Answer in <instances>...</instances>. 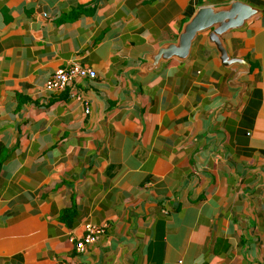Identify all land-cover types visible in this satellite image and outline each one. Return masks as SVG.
Instances as JSON below:
<instances>
[{"label":"crops","instance_id":"crops-1","mask_svg":"<svg viewBox=\"0 0 264 264\" xmlns=\"http://www.w3.org/2000/svg\"><path fill=\"white\" fill-rule=\"evenodd\" d=\"M232 1L0 0V264H264V0L222 36L244 76L208 32L142 69Z\"/></svg>","mask_w":264,"mask_h":264},{"label":"water","instance_id":"water-1","mask_svg":"<svg viewBox=\"0 0 264 264\" xmlns=\"http://www.w3.org/2000/svg\"><path fill=\"white\" fill-rule=\"evenodd\" d=\"M259 13L260 9L241 0L232 1L228 5L200 7L184 24L177 40L162 45L142 65V69L154 70L163 61L188 58L198 35L208 32L209 42L217 48L222 63L227 67L241 65L243 69L236 73L235 78L242 77L250 72V65L243 59L230 56L222 36L242 28Z\"/></svg>","mask_w":264,"mask_h":264},{"label":"built area","instance_id":"built-area-1","mask_svg":"<svg viewBox=\"0 0 264 264\" xmlns=\"http://www.w3.org/2000/svg\"><path fill=\"white\" fill-rule=\"evenodd\" d=\"M97 73L93 69L72 65L65 69H60L45 83V88L51 92H61L67 86L71 85L74 80L82 78L93 79ZM89 112V109L86 110ZM104 233V228L97 225L88 224L86 234L76 240L75 249L77 252L85 251L90 245L97 242L99 237Z\"/></svg>","mask_w":264,"mask_h":264}]
</instances>
